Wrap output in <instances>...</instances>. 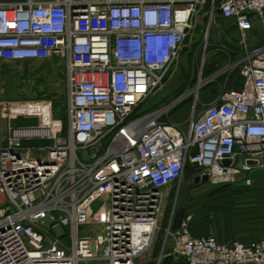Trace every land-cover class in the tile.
Instances as JSON below:
<instances>
[{
  "label": "built area",
  "instance_id": "built-area-1",
  "mask_svg": "<svg viewBox=\"0 0 264 264\" xmlns=\"http://www.w3.org/2000/svg\"><path fill=\"white\" fill-rule=\"evenodd\" d=\"M204 3L0 0V264H135L154 245L166 189L187 167L195 184L212 187H250L264 173V46L246 47L264 0H211L204 15L232 23L238 57L197 114L199 92L218 73L199 76L186 127L167 118L188 93L139 113L165 85ZM54 58L63 65L64 116L46 96L60 75L50 66L27 73V99L3 92L5 66ZM170 222L155 264L166 256L264 264V239L219 241L213 229L193 236L190 216L174 230Z\"/></svg>",
  "mask_w": 264,
  "mask_h": 264
},
{
  "label": "rangeland",
  "instance_id": "rangeland-1",
  "mask_svg": "<svg viewBox=\"0 0 264 264\" xmlns=\"http://www.w3.org/2000/svg\"><path fill=\"white\" fill-rule=\"evenodd\" d=\"M204 1L205 3L202 5L201 10V15L203 16L196 20L192 36L187 40L180 53L178 61L174 63L169 70L167 77L164 80L165 85L159 89L155 95L148 97L144 104L139 108V113L162 109L164 104L171 102L178 95L188 93V98L185 100V103L180 104L167 118L169 122L177 123L186 127L185 122L192 111L190 107L192 95L189 94L193 91L194 86H196L199 76L201 75V78H204L206 77V74L210 75L211 73H218L217 78L215 79L216 83H213L211 86L208 85L209 87L207 86V89H202L199 92L198 100L196 101L197 114L204 109L218 91L219 84L223 82L221 78L226 74L225 68L228 63L238 57L239 49L236 47L237 37L235 31L231 33L227 32V24L218 17L216 13L217 11L213 13L212 20H210V13L205 16L204 14L209 12L211 0ZM59 60L60 59L58 58H54L50 61L51 64L48 65L38 63L27 66H5L3 71L4 74L1 76L3 92L7 96L10 95L11 99H27L26 97H29V95L21 90V85H23L22 89H25L31 84L27 85L28 81L25 79L27 73H39L40 71H43V69L45 70V67L47 71V67L49 66V68H54L56 73L60 72V70H63V65L60 64L61 62ZM55 79L56 78L52 79V86L49 85L46 96H48L53 102V114L55 116H62V110H65V98L63 93L64 72H60L59 79ZM11 124L12 126H17L22 125L23 122L19 119L13 121ZM178 187H180L182 191L183 189H186L187 192L186 197L183 200L185 207L181 216H190L193 224L196 221V217L199 215L200 217H204V214L202 213L205 212L202 210L207 207V204L219 200L216 195H212V192L219 187H212L207 183L195 184L192 177L185 171L181 183L173 184L165 191L167 200L166 205L164 206L162 223L158 232L159 234L163 231L162 229H164L165 224L168 225V214L171 213L176 205V201L174 202L173 199ZM225 197H227L226 194L222 195V198ZM204 202L206 204H204ZM213 224L214 222H211L207 227L202 228L196 226L194 227V231H199L200 233L203 232L201 235L204 236L208 233L209 229H213L218 235L219 232ZM156 239L153 247H151V249L145 254L140 255L135 260V264H153L157 257L156 248L158 240L156 241ZM65 244L67 245V243Z\"/></svg>",
  "mask_w": 264,
  "mask_h": 264
},
{
  "label": "trees",
  "instance_id": "trees-1",
  "mask_svg": "<svg viewBox=\"0 0 264 264\" xmlns=\"http://www.w3.org/2000/svg\"><path fill=\"white\" fill-rule=\"evenodd\" d=\"M236 74L237 71H234L230 76L229 87L233 83ZM207 75L208 74L205 76ZM185 171L192 177L194 171L192 168L187 167ZM186 194V189H183V191L181 189L179 190L178 197L180 198L177 197L174 209L168 214L169 219L167 218V220L171 221V230L176 229L180 221L184 218V215H181L185 207L183 200ZM225 194L227 197L222 198V195ZM212 195H216L219 200L207 204V207L202 210L205 212L202 213L204 217H200L199 215L198 217L200 218L196 217L194 224L193 222L190 223V231L193 236H201L203 233L199 231L195 232L194 227H207L211 222H214L213 225L219 232L218 235L216 233L219 241H239L248 243L264 239V173L257 174L250 187H246L242 184L223 186L214 190ZM204 204L206 203L204 202ZM166 227L167 224H165L164 229H162L163 231L161 230L162 232L157 234V256L161 248ZM153 264H155V262H153ZM160 264H185V262L180 259L175 261L173 258L166 256L162 258Z\"/></svg>",
  "mask_w": 264,
  "mask_h": 264
},
{
  "label": "crops",
  "instance_id": "crops-1",
  "mask_svg": "<svg viewBox=\"0 0 264 264\" xmlns=\"http://www.w3.org/2000/svg\"><path fill=\"white\" fill-rule=\"evenodd\" d=\"M227 24V32L231 33L235 31L234 26L231 22ZM264 46V16L262 19L253 18L252 20V28L246 35V47L247 48H255ZM62 116L64 115V111L61 112ZM224 241V240H222Z\"/></svg>",
  "mask_w": 264,
  "mask_h": 264
},
{
  "label": "water",
  "instance_id": "water-1",
  "mask_svg": "<svg viewBox=\"0 0 264 264\" xmlns=\"http://www.w3.org/2000/svg\"><path fill=\"white\" fill-rule=\"evenodd\" d=\"M199 181V179L198 178H196L195 179V182H198ZM207 181V178L204 176L203 178H202V182H206Z\"/></svg>",
  "mask_w": 264,
  "mask_h": 264
}]
</instances>
